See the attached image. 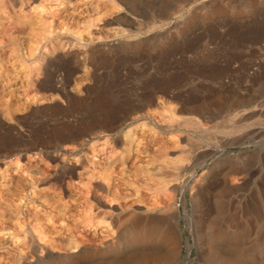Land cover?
<instances>
[{
  "label": "rangeland",
  "instance_id": "rangeland-1",
  "mask_svg": "<svg viewBox=\"0 0 264 264\" xmlns=\"http://www.w3.org/2000/svg\"><path fill=\"white\" fill-rule=\"evenodd\" d=\"M118 2L138 22L121 24L127 32L118 36L98 17L99 26L70 22L58 31L66 33L62 42L63 36L38 41L32 20L20 13L15 29L0 28V199L11 193V201L21 200L16 214L13 207L7 213L30 228V212L47 196L56 205L49 210L66 216L43 221L44 232L71 253L80 242L103 247L114 230L103 211L89 215L87 201L99 196L128 206L143 199L160 204L162 217L178 215L179 264H221L217 253L240 252L247 253L234 264H264V0H210L207 7L196 0ZM10 68L18 75L4 73ZM179 165L189 168L177 171ZM19 172L28 182L6 195ZM99 184L104 189L97 192ZM2 231L0 242L14 256L36 259L23 233L16 242ZM218 231L225 236L215 237ZM5 260L0 264H18Z\"/></svg>",
  "mask_w": 264,
  "mask_h": 264
},
{
  "label": "bare ground",
  "instance_id": "bare-ground-1",
  "mask_svg": "<svg viewBox=\"0 0 264 264\" xmlns=\"http://www.w3.org/2000/svg\"><path fill=\"white\" fill-rule=\"evenodd\" d=\"M106 1H107V4L109 2L110 3L113 2L114 4H112V5H114V6L110 7L111 8L110 9L109 6L103 5V3L101 5V2L105 3ZM196 1L198 2V3H196L197 5H200V6H203V7L208 5L209 2H210V0H196ZM7 4H9V5L11 4V8H13L12 12H10L11 10L8 7ZM12 5H13V7H12ZM7 7L9 8L10 11H7V9H8ZM97 12H98V14H96V15H99V16L93 17V14H95ZM18 13L22 14L19 17L22 16V18H23V16H24V19L27 18V20L29 21V18H30L32 20V23H31L33 25V27L31 26L32 27V33H33V31H35V35L34 36L38 37V41H41V39H48L46 41H52V40H49V39L51 37H53V36L56 37V38H58V37L61 38L60 36H63L62 34L64 32L62 34L60 33L61 35H57L59 33L58 31L62 32V30L65 31L64 29H66V30L70 29L69 28L70 22H75V23L79 24V23H82V22L85 23V21H87L86 23H88V26L90 24V27H92L94 25L95 26H99L100 24H98L97 22L96 23L98 25L94 23V19L97 18V17H98L97 20H102L100 22H102L103 26H105V27L114 24L112 27H109L110 30H109V28H107V27L106 28L109 31L115 32L113 34H116V35H117V33L118 34L124 33L122 30L126 31V29H127V27H126V29L124 27H122L121 24L132 25V24H137L138 23L137 19L135 17H133V16L127 14V13H124V7L121 5V3H119V2L117 3V0H74V1L73 0H0V28L2 27V31H3V29L5 31L6 23H8L7 24L9 26L8 29L11 28L10 25H12V27L15 29V25H13V24H16V22H17L16 18L18 17ZM103 15H106L105 16L106 18L105 17H103V19L100 18V16H103ZM91 17H92V19H91ZM97 20H95V21H97ZM17 23L20 24L19 21ZM115 24H118V25L115 26ZM16 26H17V24H16ZM90 27H89V29H90ZM33 28H34V30H33ZM36 28H37V32H36ZM98 29L99 28H97V31H98ZM7 30L5 32H9L10 31V30H8V31ZM87 30L88 29H86V31ZM94 30H96V29H94ZM5 32H3V34ZM88 33H89V35L91 37H92V35L94 37L95 34H98L95 31L91 32L92 35L90 34V32H88ZM3 34L0 33V37ZM55 34H56V36H55ZM65 34L66 33H64V35ZM128 36H126V37H128ZM134 36H136V35L134 34ZM3 37H4V35H3ZM13 37H15V36H13ZM98 37H100V36H98ZM10 38H11V36H10ZM32 38L34 39V37H32ZM63 38H64V36L61 38V42L63 41L62 40ZM128 38H131V36L128 37ZM2 40H3V38L1 39V41ZM91 40H93V38ZM99 40H100V38H99ZM3 41H6V40H3ZM35 41H37V39ZM85 41H83V42H85ZM12 42H14V41H12ZM12 42H9V43H12ZM14 43H17V44H15L16 46L18 45V42H14ZM87 43L89 44L88 41H87ZM83 44H81V45H83ZM36 45H37V43H36ZM19 47L17 46L15 48L19 49ZM31 47H32V49H30V50H33V49H35L34 47H36V46H33V44H32ZM41 47H43V46H41ZM12 48H11V50H12ZM5 50H7V49H5ZM35 50H37V47H36ZM16 51L17 50H15V51L12 50L11 52L13 53V52H16ZM18 51H20V50H18ZM18 51H17V53H15V55L17 54V56H21V58H23V55L19 54ZM33 52H34V50L32 51V53ZM20 53H21V51H20ZM9 54H10V52H9ZM11 55L14 56V54H11ZM0 57H2V56H0ZM15 59H17L16 56H15ZM15 59L14 60L12 59V60L15 61ZM1 60H0V64L2 63ZM4 62H5V59H4ZM22 62H21L20 65H23ZM10 63L11 64L13 63L14 65L16 64V62H10ZM11 64H10L9 67H12ZM6 66L8 67V65H6ZM4 68H5V66H4ZM0 69H2V67ZM12 69L13 68H10L11 71L9 70L8 73H6V72H4V73L8 75L9 73L13 72L14 70L17 71V69H14V70H12ZM21 69L22 68H20V70ZM2 70H0V71H2ZM15 73H17V75H18V71L14 72L12 75H14ZM5 74H3V75H5ZM3 78H4V76H3ZM4 81L6 82V80H4ZM13 81L14 80H12L11 82H13ZM11 82L9 83L8 80H7L6 83L11 84ZM78 86H81V85H78ZM177 116H178V113H177ZM188 122H190V121H188ZM175 137H176L175 134H170V136H169V138L171 140L172 139L175 140L176 139ZM186 144H188V141H187ZM162 149L164 150V148H162ZM160 152H162V151H160ZM178 156L179 155H177V157L175 156V158L179 159L180 157H178ZM170 157L171 156H169V158ZM173 157H172V159H173ZM182 157H183V153H182ZM169 158H167L168 161L172 160V159H169ZM157 159H158V157H157ZM186 159H187V157H186ZM162 160H163V162H165L166 161V157L164 159H162ZM160 161H161V158H160ZM176 161H179V160L176 159L175 162ZM179 164H180V162H179ZM172 165H173V163H172ZM177 167L179 168V170H177V169L176 170L177 171H182V172L184 170H188V168H189V167L186 168L187 166H182L181 167V165H179ZM177 167L175 166V168H177ZM94 172L96 173L97 171L92 169V175H93L92 177H95L97 175ZM20 173L21 172H19V174L17 173V175H21V176L20 177L17 176L18 179L14 178L16 180H13V181H15V184L17 182V186L16 185L14 186L13 184L11 186L9 185L7 192H5L6 195L9 194L8 191L12 192V190H13L12 188H14V191L18 190V188L20 186H22V184H25V182L26 183L28 182V180L26 179L27 180L26 181L25 178L23 177V174H20ZM143 173H145V172H143ZM146 173H147V171H146ZM1 174H4L3 171H2ZM13 175H15V174H13ZM2 178L7 180L6 177L2 176ZM2 180H1L0 183H2V185H3L4 180L3 181ZM31 182H33V181H29V183H31ZM9 184H11V183H9ZM32 185L35 187L36 184L33 183ZM32 185H30V186H32ZM7 186H8V184H7ZM23 187H26V186H23ZM32 187H28V188L30 189ZM90 187L92 188L94 186H90ZM94 188H97V187L95 186ZM101 188L104 189V185L103 184H99V187H98V189H96V191L97 192L100 191ZM20 189L21 188H19V190ZM92 189H89V190H92ZM22 190H25V189H22ZM34 191L31 190V192H33L31 194H34ZM23 193H25V191H23ZM27 193H29V192H27ZM27 193H25V194L27 195ZM13 194H14V192H13ZM9 195L5 196V194H4V196L8 197V198H4V197L1 198L2 201L6 200L5 203L9 201L10 202V203L8 202L9 205H8V203L6 204L8 206H5V204H3L5 207H3V205H0V225H3L4 223L8 224V225L4 224L5 226L3 225V227H0V228H2V230L4 228V231L7 232V230H5V229L9 228L8 230H11L10 227H9V226H11L13 232L11 231L12 232L11 233L9 231L11 233V234L9 233L10 234L9 237L10 238L13 237V239H15L16 242L19 240V237H21L24 234L23 236L27 237L29 239L28 242H30V244L32 245V246L29 245V247L31 246V248H33V250L35 252L34 255H36L35 256L36 259H34V260L31 259V261H28V259L24 256L25 253L24 252L21 253V251H19V253H18L19 256H18V254H16L17 257L14 256L13 254H15V252L10 249V247H11V246H9L10 244H7L5 241H3V242H0V258H1V260H2V258H5V259H8V261H11V262L13 260L14 263H15V259H17L16 261H18V264H49L52 261H55L56 259L59 260V258H61V257L62 258L64 257V259H66L67 261L76 262V263H80L79 259H81V258L86 259V258H90V257L93 258L94 257L93 260L91 261L92 263H90V264H179V262L177 261L178 260L177 257H178V253H179L178 252L179 251V246H178V238H177V229L180 226V221L178 219V215L177 214H171V215H168L166 217H162L160 212H162L163 208H162V206H160V204L157 205L156 204L157 202L148 206V205H146L147 203H145L143 199H136V200H134V202L132 201V203L129 204L128 206H122L119 203H115L113 201H107V200H105V198H102V197H99V196H96V197L94 196L95 198H94L93 201H91V200L87 201V204H88L87 206L90 209L87 212L89 213V215H92V212H94L95 210L103 211L104 214H105V218H107L114 225V230L110 234H108L106 236V239H102L101 240V245L103 246L101 248H93V249L91 248L90 249V248H87L85 246L81 247L80 246L81 242H80V243H77L72 248L71 253H64L65 252L64 250H63L64 251L63 252L61 249H59V247L55 246L54 240H53L54 237L53 238H49V237L46 236L47 233L45 234L44 229H43V224H42L43 221H45L47 223L48 222L50 223V221H52V219L59 218L58 217L60 215L59 212L63 211V209L59 208L60 209V211H59V209H57V207H58L57 206L56 209L59 212L58 213L57 212H53L54 209H53V211L49 210L50 209L49 206L54 205L55 203L51 204L52 201L50 202L51 199L48 198L47 196H45L46 198H41V202H42L43 208L39 207L40 205H38L37 206L38 209H35L32 212H30V217L32 218V220L33 219L35 220V223L34 224L32 223L31 227L29 228V225L27 226V223H26L27 221H25L24 218L22 220H24L26 224L23 223L24 221H22V220L20 221L21 216L15 215L14 217L13 216L11 217L8 214V213L12 212V211H9V210H11L9 208L13 207V214L12 215H14V213L17 210L16 207H18V205L21 203V200H20V203L18 204L19 199H15V198H13V199H15L17 202H15L14 200L11 201V199L9 198ZM12 196L13 195H11L10 197L12 198ZM3 198H4V200H3ZM26 198H27V196H26ZM24 199H25V197H24ZM24 199H22V200L24 201ZM27 199L25 201H27ZM2 201H0V204H1ZM94 202H95V205H94ZM30 203L31 202H29V205L31 207ZM54 206H56V205H54ZM26 207H28V206H26ZM18 208L21 209L20 207H18ZM40 208H42V209H40ZM63 208H64V206H63ZM66 208H67V206H66ZM7 211H8V213H7ZM19 212H20V210H19ZM19 212H18V214H19ZM61 213H64V212H61ZM66 213H67V211H66ZM67 214H69V213H67ZM64 215H65V213L63 214V217H64ZM68 217L70 218L71 216H68ZM76 217L73 218V219H75V221H76ZM88 217L90 219V216H88ZM10 220H14V222H16L17 226L13 227V225H15V224L11 225V223H10L11 221ZM60 220L63 221L64 219L62 220L60 218ZM78 220H79V218H78ZM190 220H191V218L189 217L188 221L190 222ZM65 221H63V222H65ZM2 222H4V223H2ZM18 225L20 226V229L17 228ZM90 227H91V225H90ZM2 230H0V233L1 232L3 233ZM7 234H8V232H7ZM223 235H224V231L223 232L222 231H218L216 233V235H214V236L215 237H221ZM4 236H6V235H4ZM4 236H2V237H4ZM24 237H23V239H24ZM20 239H22V238H20ZM25 240H22V241L25 243L27 241V240L26 241ZM21 250H23V249H21ZM15 251L18 252V250H15ZM238 252H240V251H238ZM20 253H21V255H20ZM246 253L240 252L239 254L237 253L234 256H224V255L221 256L222 255L221 253H217V255L215 257L217 258V260L219 259L221 261V264H234V263H237L244 255H246ZM9 258L11 260H9ZM8 261L5 260L6 263ZM62 262H63V260H62ZM56 264H58V263H56ZM59 264H61V263H59Z\"/></svg>",
  "mask_w": 264,
  "mask_h": 264
},
{
  "label": "water",
  "instance_id": "water-1",
  "mask_svg": "<svg viewBox=\"0 0 264 264\" xmlns=\"http://www.w3.org/2000/svg\"><path fill=\"white\" fill-rule=\"evenodd\" d=\"M186 242H187V244L189 246V244H190V238L189 237L186 238ZM187 264H189V261L187 262Z\"/></svg>",
  "mask_w": 264,
  "mask_h": 264
}]
</instances>
